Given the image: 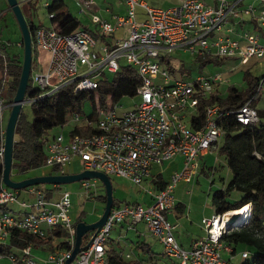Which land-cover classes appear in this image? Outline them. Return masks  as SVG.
Returning <instances> with one entry per match:
<instances>
[{"label": "built area", "instance_id": "2783aa9c", "mask_svg": "<svg viewBox=\"0 0 264 264\" xmlns=\"http://www.w3.org/2000/svg\"><path fill=\"white\" fill-rule=\"evenodd\" d=\"M121 1L124 13L114 16L112 22L91 15V21L98 26L104 40L97 46L98 50H94L96 38L84 29L68 34H60L45 26L33 30L34 47L49 55L46 70L30 75L32 86L39 89L38 97L72 82L74 90L92 89L104 72L114 73L118 69L121 59L135 68L140 80L135 89L138 100L130 110L117 113L113 104L93 117L74 112L70 117L74 125L91 127L95 132L69 136L59 132L50 136L44 143L43 166L56 167L59 174H64V168L76 160L82 171L103 172L138 186L148 175L151 165L160 164L175 154H181L183 162L162 189H145L151 196L150 204L124 203L111 208L103 225L91 234L85 247L68 264H107L103 250L107 234L113 225L122 222H128V227L144 223L148 233L161 244L163 254L178 264H232L221 256L222 251L230 252L229 246L219 239L221 233L227 232L230 223L226 213L202 218L205 235L183 248L175 241L174 225L165 219V212L174 205L176 183L189 182L193 178L196 158L206 153L222 135L218 126L222 115L230 114L238 123L252 125L257 121L256 109L248 101L225 111H221L217 103L206 105L201 126L190 129L189 115L196 114L200 101L213 91L220 77L170 80L169 70L159 62L167 61V54L173 48L183 46L195 55L236 56L241 63H246L252 58L264 59V44L258 42L256 34L249 32H243L240 40L218 34L225 17L237 14L229 0H214V5H206L200 0H181L167 8L151 7L142 0ZM81 4L80 11H83L91 9L93 1L82 0ZM137 9L141 10V17H137ZM241 12L253 14L254 8L248 5ZM255 19L264 31V9L255 14ZM118 30L121 32L117 37L106 40ZM2 94L0 86L1 162L2 111L11 104L5 102ZM31 101L24 99V103ZM79 186L90 199L99 193L95 178L80 180ZM22 190L30 201L18 199L19 192L7 188L0 178V248L8 245L12 231L44 237L56 229L64 235V246L48 252L40 262L30 258L29 243L16 252L0 251V258L7 256L14 264H65L75 237L69 193L64 190L50 199L51 191L47 195L35 185ZM239 255L245 258L247 252L242 251Z\"/></svg>", "mask_w": 264, "mask_h": 264}, {"label": "trees", "instance_id": "16d2710c", "mask_svg": "<svg viewBox=\"0 0 264 264\" xmlns=\"http://www.w3.org/2000/svg\"><path fill=\"white\" fill-rule=\"evenodd\" d=\"M44 8L47 16L51 15L50 17L48 16L50 27L58 33L68 34L79 28V21L65 9L63 0H51L46 3ZM25 21L29 28L31 52L33 53L35 47L32 43V33L36 27L41 25H34L30 21ZM89 32L99 42L104 41L102 35ZM6 47L0 44V86L3 89L2 95L5 102L10 104L18 81L21 62L18 61L16 56L6 54ZM35 63V58L32 57L30 70L35 67ZM167 63L168 61H166ZM112 74L110 80L106 79L104 74L99 76L95 81V87L92 89L74 90V82H72L58 88L51 94L38 97L39 89L32 86L30 71L24 99H32L29 103L31 118L27 120L20 109L14 127L11 168L20 173L43 165L44 143L49 138L48 131L55 126L65 124L74 112L79 113L81 102L85 98L90 100V117H93L98 111L110 108L121 97H132L135 95V89L139 85L140 80L133 66L125 64L121 59L118 69ZM246 82H248L249 86L243 92L235 88H229L222 97L218 96V89L214 87L207 98L200 101L196 114L189 115V128L195 129L201 126L206 105L217 103L220 110L225 111L235 109L248 101L255 108L252 100L256 93L254 86L257 83V79L254 78L252 81V78L249 77ZM255 109L257 121L252 125L240 124L230 114L222 115L219 119L218 126L222 130V135L220 136L217 153L225 160L229 179L223 188L214 189L210 193L213 215L222 214L226 211H239L243 207H247L246 220H243L246 222L228 226L227 232L221 233L219 238L222 243L229 246L231 255L237 249H243L242 251L247 252V256L241 258L239 264H264V121L262 120L264 110ZM92 132H95L94 128L85 127L84 125H73L66 135H85ZM2 169L3 165L0 161V178ZM59 173L58 168L52 167L50 171L43 174ZM64 173L66 172L64 171ZM166 182H162L161 179L154 182V184H161L155 191L162 189ZM35 186L46 192L47 195L50 194L53 188H58L57 185L51 184L44 189L39 185ZM232 191L239 194L237 198L231 199L230 193ZM86 198L90 199L89 197ZM93 199L99 200L104 205V191ZM78 221H82L80 216L74 223ZM51 234L57 237L58 241L50 248L54 250L62 248L64 242L63 239L60 240V237L63 233L56 229ZM84 236L85 234L81 238ZM8 241L10 245L15 244L20 248L31 242L33 244H49L50 237L47 235L38 237L24 232L12 231ZM9 244L4 248H0V251L10 252ZM134 248L142 254H150L148 257L149 261L153 258H158L157 254H154L147 243L143 241L134 242ZM103 250L107 264H149L144 258L137 256L129 259L124 258L120 251L114 250L106 242ZM137 255L140 256V254ZM159 255L166 257L162 251Z\"/></svg>", "mask_w": 264, "mask_h": 264}, {"label": "rangeland", "instance_id": "374dc122", "mask_svg": "<svg viewBox=\"0 0 264 264\" xmlns=\"http://www.w3.org/2000/svg\"><path fill=\"white\" fill-rule=\"evenodd\" d=\"M47 1L50 2L51 0H27L26 5H24L28 11H29V17L32 23H42L43 25H47V14L46 10L44 8L43 3ZM65 3L69 6L70 0H64ZM72 1V0H71ZM111 2L115 3L118 0H110ZM145 3H147L150 6L158 7V8H167L174 5H177L180 0H143ZM204 4L208 5L211 0H200ZM264 4V3H261ZM5 0H0V39L4 43L5 41L9 42V46L7 47V54L9 56H16L18 61L21 62L22 60V47L20 45H16V41L20 40V31L18 28V25L11 13V11L6 6ZM22 6V5H21ZM94 3L91 8H94ZM23 7V6H22ZM22 9V8H21ZM89 11V10H88ZM121 32V30H120ZM254 34V33H253ZM96 44H99L98 41H96ZM94 50H98V47L96 46ZM37 56H39L38 64H37ZM31 57L35 58V67L31 68L32 72H44L47 67L48 63V53L40 48H35L34 52H31ZM167 61L166 60L160 61L161 66H165L169 70V79H190L194 78L196 76H213V75H219L220 79L215 86L218 89L219 97L224 96V94L227 92L229 88H235L240 92H243L248 86L247 78H252V81L257 79V83L254 86V91L256 92L254 95V99L252 100L253 106L257 109L264 110V59L259 58H252L246 63H241L240 60L236 57H227V58H220V57H214V56H208V55H195L189 50H187L186 47L180 46L173 48L168 54H167ZM104 77L108 80L112 77V73L104 72ZM249 74V75H248ZM246 78V79H245ZM138 97L137 95H134L132 97L123 96L116 102H114V106L116 109V112H122L127 111L133 108L134 104L137 102ZM21 110L23 114L25 115L27 120H30L31 114L29 110V104L23 103L21 106ZM91 112V103L88 98H85L81 102L80 107V115H89ZM9 108H4L2 111V119H1V126L5 127L6 119L8 117ZM80 117V116H79ZM81 118V117H80ZM264 121V117L262 119ZM74 125V122L70 119V117L67 119V122L63 127L55 126L51 128L48 131V137L57 134L59 132H62L64 135L67 134V131ZM220 141V138H219ZM217 142V141H216ZM215 142V143H216ZM176 155H180L182 157L183 162V156L181 154H175L172 157H175ZM197 161V158H196ZM182 166V164H181ZM181 168V167H180ZM51 168L45 167L43 165L30 168L23 172H16L15 169L11 168L9 176L15 180L24 179L27 177L42 175L43 173H47L50 171ZM64 171H69L70 173H78L82 171V167L79 162L76 160L72 162L70 165L64 168ZM196 173V171L194 172ZM111 183V186L113 187L111 191V195L113 198V204L111 208H114L115 206L122 204L124 202H134L137 200L141 205L145 206L143 202L139 200L140 195H146L145 189H150V187H146V183L141 181L140 185H133L132 183L128 182L127 180L119 177L114 176H108ZM97 185L99 188L100 193H102L103 186L102 184L97 180ZM50 184H39L41 188H46ZM58 188L52 189V197L56 198L61 191H67L69 193V199H70V216L72 221H75L79 216L80 219L85 223H90L95 221L101 214L103 203H101L99 200L94 199H87L83 190L79 186V181L70 182L67 184H61L57 185ZM23 189V188H22ZM22 189L17 190L19 192L18 199H25L26 201H30L31 198L27 196ZM238 193L232 191L230 193V197L237 198ZM229 197V198H230ZM228 214V212H223ZM229 215H227L228 217ZM245 219V216L239 220L237 219L233 223H229V226H235L239 224H243ZM137 227L141 232L144 234L142 237H140L141 240L147 241L153 250L155 254H157V257L159 258L157 260V264H177L174 259H168L167 257H164L162 255H159L162 251V246L160 243H158L149 233H147L146 228L144 224L141 222L137 223ZM145 229V230H144ZM127 229H124L119 227V224H115L111 227L107 234V238L111 240V244L116 249L118 248L123 256L126 257V255H130V258L135 256V254H140L141 258H144L145 260H148V254H141V252L137 249H133L132 246L134 244L132 242H128L127 245L124 243L126 239H131L134 241L137 239V237L134 236L133 233L130 231H126ZM91 232H86L85 236L81 238V245L84 246L90 239ZM64 238V235L60 237V240ZM126 238V239H125ZM107 241V240H106ZM128 246V247H126ZM132 248V249H130ZM240 252V251H239ZM238 249L234 254H230L224 251L221 252L223 257L229 256L230 262L233 264H237L241 258L239 256ZM29 256L31 259L35 260L36 262H40L41 259H43L46 256L45 249H39L32 247L29 250ZM0 264H14L13 261L7 256H3L0 258Z\"/></svg>", "mask_w": 264, "mask_h": 264}, {"label": "crops", "instance_id": "0c3cea01", "mask_svg": "<svg viewBox=\"0 0 264 264\" xmlns=\"http://www.w3.org/2000/svg\"><path fill=\"white\" fill-rule=\"evenodd\" d=\"M17 1L19 3L20 7L22 8V13H23L24 19L25 20L30 19L29 11L24 6V5H26L27 0H17ZM92 1L95 5L94 8L85 9L83 11H80V9L82 8V4H81L82 0H72V1L70 0L71 5H69V6L63 0V2L65 4V9L69 13H71L74 17H76L77 20L79 21L80 25H79L78 29L85 28V29L93 32L94 34H99L98 26L94 22L91 21V15L92 14L96 15L101 20L112 22L114 16L122 15L124 13V5H123L121 0H118L115 3L111 2L110 0H92ZM229 2H230V4L233 5L232 9L234 11H237V14L236 15L228 14L225 17L224 23L221 25V28H220L218 34L223 36V37H228L230 39L240 40L241 39L240 35L243 32L254 33L258 37V42L264 44V31L260 28V26L258 25V23L255 19V14L259 10L264 9V4H261L264 2H260L258 0H229ZM45 3H48V2L45 1L43 3V5ZM208 5H214V0H211V2ZM248 5H250L254 8L253 14H244L241 12V10L244 9L245 7H247ZM151 7H154V6H151ZM137 17H141V10L140 9H137ZM47 20H48V16H47ZM27 21L29 22L30 20H27ZM34 25L45 26L40 22L37 24H34ZM45 27H50L48 22H47V25ZM119 32L120 31L118 30V31L112 33L110 35V37H107L106 40L110 41L112 38L117 37L119 35ZM96 41H98V43H99L96 46H100L101 41L100 42H99V40H96ZM15 43H16V45L21 46V40L16 41ZM0 44L7 46V47L10 45L9 42H7V41H5L3 43L1 41V39H0ZM7 47H6V54H7ZM38 57L39 56H37V59H36L37 64H38V60H39ZM31 59H32V57H31ZM219 143H220V141L218 138L217 142L215 144L211 145L206 153L197 157L196 173L194 174L193 178L189 182L179 181L176 183V185L174 187V205L172 206L171 209H169L165 212V219L168 222H170L172 225H174V227L172 229L173 237H174L175 241L183 248H188L194 240L199 239L200 237H203L205 235V231H204V228L202 226L201 219L204 217H210L211 215H213V209H212V206L210 204V193L214 189L223 188L229 179V172H228L225 160L223 159L222 156H220L217 153V148L219 146ZM181 164H182V157L180 155H176L175 157L164 160L160 164H153V165H151V167L149 169L148 175L145 176L142 180H143V182L146 183L145 184L146 187L149 186L151 190L155 191V189L160 187L161 184H159V183L154 184V182H157L158 179H161L162 182H166L167 179L169 178V176L174 171L178 170L181 167ZM65 172L70 173L69 171H65ZM11 179L15 180L13 178H11ZM111 188L113 189L112 186H111ZM98 194H100V191ZM147 195L148 196L140 195V197H139V200L141 202H143L145 205H148L151 202V196L149 194H147ZM124 203H138V204H140L139 202H137V200H135L134 202H124ZM124 203H122V204H124ZM122 204H119L115 207H118ZM144 226H145V224H144ZM119 227L123 228L124 231H125V229H127L126 231H130L131 233L134 234L135 237H137V239H135L134 241H132L131 239L127 240L125 238L126 241H124V243L126 245L129 241L132 242L133 244L136 241H143V242L147 243L148 247H150V245L147 241L140 239V237H142L144 234L137 227V223L131 224L128 227V222H122V223H119ZM145 228H146V226H145ZM146 231H147V229H146ZM147 233H148V231H147ZM46 235L48 237H50V243L49 244H44V243L33 244L31 242V243H29L30 249L32 247L39 248L41 250L45 249L46 254L48 252L53 251L54 249H51L50 246L53 247L56 244V242L58 241V238L55 237L51 233H47ZM153 238L155 239V237H153ZM63 242H64V238H63ZM106 243L108 244V246H110V247L112 246V248H114L113 245L111 244L110 239L107 238ZM8 244H9V241H8ZM9 247H10L9 248L10 252H16V249L19 248V246L15 245V244L10 245ZM126 247H128V246H126ZM132 248L135 249L134 246H132ZM132 248H130V249H132ZM150 249H151V247H150ZM114 250L120 251L118 248H116V249L114 248ZM242 250L243 249H239L238 252L239 251L241 252ZM151 251L153 252L152 249H151ZM240 252H239V254H240ZM225 253H227V252H225ZM120 254L123 256L121 251H120ZM229 255H230V253H229ZM135 256L140 257L136 254H135ZM135 256H133L131 258H134ZM147 256L149 257L150 254H148ZM123 257L129 259L130 255H126V257L125 256H123ZM154 257H156V256H154ZM222 258L229 260L228 255L226 258L223 256H222ZM158 259L159 258H157V259L153 258L151 261H149V259L145 260V261L149 264H152V263L157 264ZM240 261L237 264H239Z\"/></svg>", "mask_w": 264, "mask_h": 264}, {"label": "water", "instance_id": "95a60500", "mask_svg": "<svg viewBox=\"0 0 264 264\" xmlns=\"http://www.w3.org/2000/svg\"><path fill=\"white\" fill-rule=\"evenodd\" d=\"M9 10L11 11L20 31V40L22 45V60L20 73L16 88L12 97L11 104L9 106V113L6 119L4 127V140H3V156H2V173L1 181L2 183L10 189L19 190L31 185L39 184H51V185H61L70 182L80 181L83 179H97L103 186L105 201L103 205L102 212L100 216L93 222L85 223L83 221H78L75 223V237L74 246L72 248L68 262L75 256V254L84 246L80 247L81 237L86 232H91L93 235L105 222L106 217L112 206V195H111V183L107 175L99 171H80L78 173H64V174H42L32 177H27L21 180H12L9 177L11 169L12 160V145H13V135L14 127L17 121L18 114L20 112L21 106L24 103V94L27 87L28 76L30 72L31 65V37L29 34V28L24 19L22 9L17 0H5ZM90 240V239H89Z\"/></svg>", "mask_w": 264, "mask_h": 264}, {"label": "bare ground", "instance_id": "6f19581e", "mask_svg": "<svg viewBox=\"0 0 264 264\" xmlns=\"http://www.w3.org/2000/svg\"><path fill=\"white\" fill-rule=\"evenodd\" d=\"M246 212H247V207H243L239 211H234V212L231 211V212H228L227 215H229V216L227 217V220L230 223L235 222L237 219L241 220L245 216Z\"/></svg>", "mask_w": 264, "mask_h": 264}]
</instances>
